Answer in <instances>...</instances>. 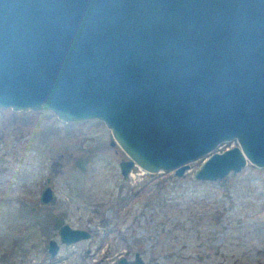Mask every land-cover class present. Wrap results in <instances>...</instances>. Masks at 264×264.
<instances>
[{"label":"water","instance_id":"obj_1","mask_svg":"<svg viewBox=\"0 0 264 264\" xmlns=\"http://www.w3.org/2000/svg\"><path fill=\"white\" fill-rule=\"evenodd\" d=\"M4 106L102 120L125 177L134 164L183 175L201 157L199 179L264 166V0H0ZM54 198L47 183L41 200ZM57 233L91 236L68 222Z\"/></svg>","mask_w":264,"mask_h":264},{"label":"rangeland","instance_id":"obj_2","mask_svg":"<svg viewBox=\"0 0 264 264\" xmlns=\"http://www.w3.org/2000/svg\"><path fill=\"white\" fill-rule=\"evenodd\" d=\"M124 158L100 119L0 107V264H109L135 251L160 264H264V166L199 179L201 157L183 175L134 164L125 177ZM47 183L51 203L41 200ZM62 222L94 234L64 246ZM50 238L61 243L55 256Z\"/></svg>","mask_w":264,"mask_h":264},{"label":"flooded vegetation","instance_id":"obj_3","mask_svg":"<svg viewBox=\"0 0 264 264\" xmlns=\"http://www.w3.org/2000/svg\"><path fill=\"white\" fill-rule=\"evenodd\" d=\"M63 223V222H62ZM59 227V226H58ZM76 227H84V226H76ZM86 228H88L90 231H91V236L90 237H88V238H91L92 236H93V228H92V226L91 225H89L88 224V226L86 227ZM85 239H87V238H85ZM80 240H83V239H80ZM80 240H77V241H75V242H73V243H70V244H66V243H62L64 246H70V245H73V244H75V243H77V242H79ZM61 243H59V246H58V250H59V248H60V245H61ZM48 248V247H47ZM58 252V251H57ZM86 252H90L89 251V248L86 250ZM57 254V253H56ZM55 254V255H56ZM137 254H138V256L139 257H141L142 259H143V261L146 263V264H154V263H157V264H160V262L157 260V259H153V260H147V259H145L144 257H143V255H141V253L139 252V251H135V253L133 254V256H128V255H123V254H121V255H119L117 258H113V259H111V262L109 263V264H116V262H118V260H120L121 258H125V260H127L128 262H132V261H135L136 260V258H137ZM55 255H51V256H55Z\"/></svg>","mask_w":264,"mask_h":264}]
</instances>
